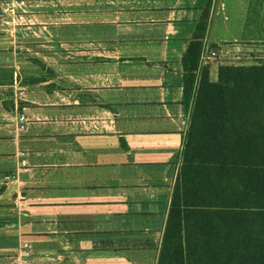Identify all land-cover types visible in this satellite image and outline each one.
<instances>
[{
	"label": "crops",
	"instance_id": "0c3cea01",
	"mask_svg": "<svg viewBox=\"0 0 264 264\" xmlns=\"http://www.w3.org/2000/svg\"><path fill=\"white\" fill-rule=\"evenodd\" d=\"M11 1L0 264H158L188 129L184 56L208 11L203 54L218 56L202 62L216 82L230 51L264 48V0H18L30 23L14 30Z\"/></svg>",
	"mask_w": 264,
	"mask_h": 264
},
{
	"label": "trees",
	"instance_id": "16d2710c",
	"mask_svg": "<svg viewBox=\"0 0 264 264\" xmlns=\"http://www.w3.org/2000/svg\"><path fill=\"white\" fill-rule=\"evenodd\" d=\"M209 17L182 61L188 129L158 264H264V61L213 82Z\"/></svg>",
	"mask_w": 264,
	"mask_h": 264
},
{
	"label": "rangeland",
	"instance_id": "374dc122",
	"mask_svg": "<svg viewBox=\"0 0 264 264\" xmlns=\"http://www.w3.org/2000/svg\"><path fill=\"white\" fill-rule=\"evenodd\" d=\"M69 29L70 28H63V31H66V35H68L69 33ZM80 30V28L78 29ZM19 31V30H18ZM40 33L39 35H37L36 33L33 32H27L26 34H23L22 32H19L18 34H16L17 37V41L18 42H34L35 40H38L41 38L42 33L41 32H37ZM213 34V33H212ZM45 38L47 40H50L52 37L50 36L51 34L45 33ZM262 46V45H261ZM260 44H256V46L252 47L251 50L247 53L243 52V51H230L227 55L224 56V58L226 60H224L225 64H254L255 62H257L258 60H262L264 58V48H259ZM262 58V59H261ZM1 59V56H0ZM264 61V60H262Z\"/></svg>",
	"mask_w": 264,
	"mask_h": 264
},
{
	"label": "built area",
	"instance_id": "2783aa9c",
	"mask_svg": "<svg viewBox=\"0 0 264 264\" xmlns=\"http://www.w3.org/2000/svg\"><path fill=\"white\" fill-rule=\"evenodd\" d=\"M25 3L23 1L18 0H12L6 5L5 8V14L7 15L6 20L4 21V24L8 27H10L12 30L21 27L23 25L29 24V20L24 15L25 11L23 9V6ZM206 54H203L202 60L203 62H208L209 60H212L213 58H216L218 56V52L216 51H207ZM21 121H26L25 118H22ZM21 166L25 167L27 166L26 162H21ZM31 248L29 245H24L22 257L27 259L31 257Z\"/></svg>",
	"mask_w": 264,
	"mask_h": 264
}]
</instances>
